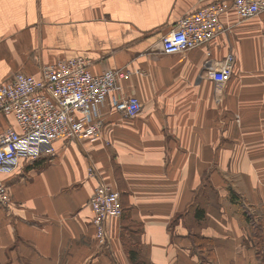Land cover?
I'll return each mask as SVG.
<instances>
[{"label": "crops", "instance_id": "1", "mask_svg": "<svg viewBox=\"0 0 264 264\" xmlns=\"http://www.w3.org/2000/svg\"><path fill=\"white\" fill-rule=\"evenodd\" d=\"M212 1L0 0V83L83 57L93 73L138 69L121 86L141 103L133 118L106 103L97 139H56L52 156L18 157L0 171L9 197L0 264H133L132 255L143 264H257L264 16L239 21L229 9L220 15L229 32L182 53L160 48L184 13ZM228 53L231 75L217 83L210 69ZM11 123L0 116V129ZM88 165L120 192L105 247L91 222Z\"/></svg>", "mask_w": 264, "mask_h": 264}, {"label": "built area", "instance_id": "2", "mask_svg": "<svg viewBox=\"0 0 264 264\" xmlns=\"http://www.w3.org/2000/svg\"><path fill=\"white\" fill-rule=\"evenodd\" d=\"M232 9L239 21L264 16V0H214L184 13L175 26L161 37L164 54L188 51L230 31L220 15ZM264 30V25H263ZM233 54L210 69L211 78L222 83L231 75ZM90 61L83 57L58 59L43 65L38 74L16 72L0 83V116L12 123L0 129V171L13 170L18 157L35 160L54 154L53 141L95 140L100 136L104 104L124 117L133 118L141 111L139 99L122 93L121 80L138 69L115 68L93 73ZM87 175L96 185L88 199L91 222L98 245L108 243L107 222L121 214L118 188L87 166ZM9 200L7 187L0 177V206Z\"/></svg>", "mask_w": 264, "mask_h": 264}, {"label": "trees", "instance_id": "3", "mask_svg": "<svg viewBox=\"0 0 264 264\" xmlns=\"http://www.w3.org/2000/svg\"><path fill=\"white\" fill-rule=\"evenodd\" d=\"M200 213L198 212L197 215H199ZM251 225L254 228V238L256 240L255 246L257 248L256 253L259 258L260 264H264V220L257 221L255 224L252 223ZM191 237L194 240L202 241L203 243L209 241L207 238L202 237L199 234H192ZM131 258L133 260V264H143L142 262L138 261L133 255L131 256Z\"/></svg>", "mask_w": 264, "mask_h": 264}, {"label": "rangeland", "instance_id": "4", "mask_svg": "<svg viewBox=\"0 0 264 264\" xmlns=\"http://www.w3.org/2000/svg\"><path fill=\"white\" fill-rule=\"evenodd\" d=\"M262 218H258V221H260ZM262 221V220H261ZM253 229V228H252ZM256 241V240H255ZM256 247V246H255ZM256 251H257V248H256ZM261 251V250H260ZM256 256H257V253H256ZM257 259V264H260V261H259V258L258 256L256 257Z\"/></svg>", "mask_w": 264, "mask_h": 264}]
</instances>
